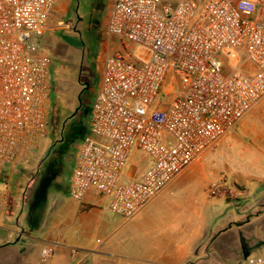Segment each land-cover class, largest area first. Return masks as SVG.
Segmentation results:
<instances>
[{
    "label": "built area",
    "instance_id": "obj_1",
    "mask_svg": "<svg viewBox=\"0 0 264 264\" xmlns=\"http://www.w3.org/2000/svg\"><path fill=\"white\" fill-rule=\"evenodd\" d=\"M55 3L0 0V183L46 136L51 78L36 40ZM106 34L121 49L103 59L68 194L80 201L93 189L111 214L131 218L264 99V0H113ZM136 44L148 49L144 64L129 54ZM224 49L253 69H227ZM168 71L169 99L156 105ZM133 146L149 162L139 177L125 174ZM12 203L9 186L0 189V220ZM244 264H264V254Z\"/></svg>",
    "mask_w": 264,
    "mask_h": 264
},
{
    "label": "crops",
    "instance_id": "obj_2",
    "mask_svg": "<svg viewBox=\"0 0 264 264\" xmlns=\"http://www.w3.org/2000/svg\"><path fill=\"white\" fill-rule=\"evenodd\" d=\"M237 129L232 147L264 166V99L230 131ZM224 136L131 218L111 214L93 189L80 201L68 188L67 196L50 192L36 222L15 219L13 202L0 220V264H244L264 254V171L213 167L207 156ZM148 164L140 155L125 174L139 177Z\"/></svg>",
    "mask_w": 264,
    "mask_h": 264
},
{
    "label": "rangeland",
    "instance_id": "obj_3",
    "mask_svg": "<svg viewBox=\"0 0 264 264\" xmlns=\"http://www.w3.org/2000/svg\"><path fill=\"white\" fill-rule=\"evenodd\" d=\"M112 1L56 0L46 25L37 36L36 44L47 60L51 78L47 132L27 164L15 168L6 165L3 169L0 189L11 188L13 206H16L15 219H24L27 215L29 221L36 222L46 210L50 192H63L67 196L68 178L77 146L87 132L103 59L120 46L116 37L106 34ZM160 1L176 3L179 0ZM254 19H260L259 11ZM128 50L134 62H147L149 52L144 46L136 44ZM219 56L227 69L241 67L242 71H247L251 66L244 61L242 52L234 50L231 56L224 49ZM172 78V72L168 71L156 105L169 99L165 93ZM238 133V129L229 131L218 141L217 150L216 145L211 147L215 148L207 157L214 162L213 167L221 166L224 170L225 167L236 166L256 172L264 171V166L249 161L247 151L241 152L232 147L230 141ZM140 155L143 156L134 146L129 150L125 171L135 165ZM216 158L219 162H216ZM211 182L218 184V175Z\"/></svg>",
    "mask_w": 264,
    "mask_h": 264
},
{
    "label": "trees",
    "instance_id": "obj_4",
    "mask_svg": "<svg viewBox=\"0 0 264 264\" xmlns=\"http://www.w3.org/2000/svg\"><path fill=\"white\" fill-rule=\"evenodd\" d=\"M85 135H86V134H85ZM85 135H84V136H85ZM84 136H83V137H84Z\"/></svg>",
    "mask_w": 264,
    "mask_h": 264
}]
</instances>
